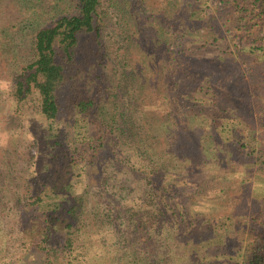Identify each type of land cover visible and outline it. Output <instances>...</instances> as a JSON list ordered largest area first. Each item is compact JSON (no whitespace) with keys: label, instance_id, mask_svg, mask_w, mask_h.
<instances>
[{"label":"trees","instance_id":"trees-1","mask_svg":"<svg viewBox=\"0 0 264 264\" xmlns=\"http://www.w3.org/2000/svg\"><path fill=\"white\" fill-rule=\"evenodd\" d=\"M156 1L0 0L16 14L0 29L2 43L26 51L11 85L15 113L35 102L52 150L50 165L27 168L13 195L24 235L31 217L40 243L26 244L18 264L31 253L29 264H264V140L256 146L226 125L218 104L233 75L254 85L260 79L264 0H222L219 22L207 13L208 0ZM208 24L212 31L203 34ZM216 24L232 31L238 54L199 61L210 45L227 40L214 34ZM240 24L255 28L245 46ZM109 29L119 30L120 42L111 44ZM258 85L264 91V81ZM16 157L29 160L23 152ZM199 158L228 176L211 212L191 218L174 200V176ZM110 161L142 188L133 194L128 184L113 183L103 169ZM92 166L103 170L99 183L113 209L100 210L87 186L75 189V177L83 181ZM238 167L243 174L231 179ZM113 210L124 218V236L94 257L89 237L116 224Z\"/></svg>","mask_w":264,"mask_h":264},{"label":"rangeland","instance_id":"rangeland-1","mask_svg":"<svg viewBox=\"0 0 264 264\" xmlns=\"http://www.w3.org/2000/svg\"><path fill=\"white\" fill-rule=\"evenodd\" d=\"M150 2L153 4L157 1L150 0ZM221 2L222 0H208L206 7L207 13L210 16H215L214 18L217 22L221 19L219 14L222 8ZM15 18L16 14L14 11L11 12L10 8L0 6V29L2 26L10 24ZM239 28V33L246 36L245 39L243 38V43H241L243 44L242 46H245L248 39L252 40L251 32H254L255 28L250 25L244 27L243 24H240ZM211 31L210 24L201 30L203 34H209ZM222 31L223 29L218 27V24L213 27L214 34L217 33L219 38L223 34L227 37V40L221 39L216 41L214 45H210L205 53L206 60L201 59L199 61H211L213 56H219L222 51L230 53L232 50H236V54H238L231 40L232 31L227 32L225 28V33H222ZM1 33L2 30H0V264H18L21 257L26 259V256H24L26 244L37 246L40 243L39 233L35 230L37 226L32 222L33 219L31 217L25 220V227L27 225L28 228L27 238L24 235L20 211L13 195L14 192L22 189L21 179L27 168L41 172L50 165L52 150L48 144V121L38 111L37 104L31 100L28 108L23 109L22 115L18 116L15 113L18 104L12 100L10 95L11 85L14 81V76L18 72L19 59L23 58L26 51L23 53L20 50L15 53L8 45L2 43ZM259 34L263 35V32H259ZM108 38L112 39L111 44L115 41L117 42V40L120 42L122 39L118 29H109ZM241 38L238 35L235 42L238 44L241 42ZM225 65L229 69L228 72L233 73L232 64L228 63ZM233 65L235 66V63ZM217 75L221 76L223 73L217 71ZM257 77L260 79H256V84L254 85L248 77L242 80L240 75H233L228 83L227 94H224L223 98L218 100V104H221L224 109L226 108V125L234 124L243 131L248 141L254 142L256 146H259L264 140V91L260 90L261 88L258 84L264 81V68ZM211 105L214 108L215 102H211ZM221 105L215 110L210 108L212 113H214L213 110L216 112L221 111ZM60 126H63L62 121ZM22 152L29 156V160L26 163L19 161L16 157L21 155ZM114 164L112 161L103 164L104 173H111L113 183L128 184L133 194L142 188V182L137 176L125 173V166L117 168ZM183 165L185 168L180 172L176 170L174 176L178 189V193L177 191L174 193L176 204L179 208L183 207L191 218L200 213L207 214L211 212L212 206L220 199L221 190L219 189L226 182L224 176H228V174L225 173L223 176L219 174L221 169L215 167L214 161L211 159H192V161H185ZM244 169L245 167H238L231 173L230 178L239 179ZM170 171L172 172V170ZM102 174L103 170L101 167L92 166L88 173L82 174L81 178L83 181L78 176L75 177V189L79 191L87 186L91 190L92 201L97 202L100 210H110L113 209L114 203L103 193L104 189L99 183L102 179ZM218 175L222 178L220 179ZM201 185L203 187H200ZM214 186L219 187L216 189ZM109 189L112 191L111 187ZM204 189H209V191H204ZM172 194L173 191L171 190L168 196ZM113 211L116 224L101 233L96 231L89 237L88 248L94 257L96 253H102L105 250L107 252L110 251V242L117 237L122 238L124 236L126 231L125 225L122 224L124 218L120 217L115 210ZM60 232L62 231L56 230V233ZM104 238L107 239L108 245H105ZM238 241L245 246L247 242L246 234L241 233ZM205 247L210 249L211 245L207 244ZM258 248L264 254V245L261 241H259ZM235 249V251L238 250L237 247ZM33 257H35V254H29L26 261L27 264H29L30 258ZM104 264L116 263L105 261Z\"/></svg>","mask_w":264,"mask_h":264}]
</instances>
